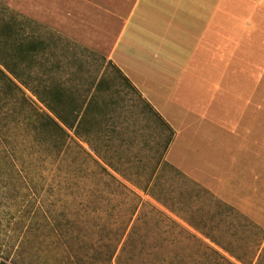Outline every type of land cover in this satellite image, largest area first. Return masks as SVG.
I'll list each match as a JSON object with an SVG mask.
<instances>
[{"label": "rangeland", "instance_id": "obj_1", "mask_svg": "<svg viewBox=\"0 0 264 264\" xmlns=\"http://www.w3.org/2000/svg\"><path fill=\"white\" fill-rule=\"evenodd\" d=\"M133 1L0 0V24H12L18 38L43 43L30 68L19 70L32 88L61 84L82 99L93 93L98 79L104 80L102 92L97 93L98 103L104 104L97 113L99 133L94 142L116 164H129L124 165L126 172L144 173L156 166L169 131L107 60ZM135 20L136 16L129 29ZM227 23L226 54H213L210 73L206 68L204 75L195 74L211 77L199 88L211 91L212 99L191 102L192 108L205 109V116L197 115L198 108L188 115V104L178 109L163 102L169 112L164 118L146 101L173 131L164 155L171 167L160 171L155 194L200 233L229 246L244 263L253 264L255 256V264H264V249L256 255L264 235L258 224H264V37L257 35L255 40V16H228ZM122 48L123 41L118 51ZM188 130L193 135L190 143ZM21 138L17 132L8 143L4 140L5 155L22 170L23 179L0 176V264H116L115 256L110 258L114 228L94 220L71 227L62 220L51 226L52 195L47 192L51 166L44 155L36 158L30 136ZM83 146L90 151L87 144ZM70 151L67 164L84 162L77 148ZM138 249L128 246L131 252L122 256L120 264H158L153 255L140 254ZM198 252L192 246L185 254L199 257ZM175 253L174 264H181L184 255L179 249ZM212 255L205 252L200 257L205 264H226L210 261Z\"/></svg>", "mask_w": 264, "mask_h": 264}, {"label": "trees", "instance_id": "obj_2", "mask_svg": "<svg viewBox=\"0 0 264 264\" xmlns=\"http://www.w3.org/2000/svg\"><path fill=\"white\" fill-rule=\"evenodd\" d=\"M43 46L39 40L18 38L12 24H0V176L5 173L7 178L23 179L22 170L5 155V146L16 138L17 132L23 140L30 136L37 149L33 151L36 158L44 155L43 159L51 166L47 192L52 195L48 211L53 228L62 220L69 227L76 222L84 224L94 220L114 228L115 233L110 236L115 240L110 258L115 256L116 264L131 252L127 251L128 246L139 247L140 254L153 255L158 264H174L176 249L184 255L179 261L181 264H205L200 257L205 252L213 254L208 258L210 261L213 258L226 264H246L232 254L229 246L200 233L197 226L178 217L155 194L160 171L171 167L164 155L173 131L151 105L142 98L150 114L169 131L162 155L150 172H126L124 165L129 164L125 161L116 164L112 156L102 153L94 142L99 133L97 113L104 104L98 103L100 95H97L102 92V78L96 81L93 93L82 99L67 92L61 84H41L35 89L22 78L24 74L19 70L23 67L28 70ZM119 73L127 85L135 89ZM23 88L35 96L41 106L27 96ZM73 147L84 155V162L66 163ZM192 246L199 250L196 253L199 257L185 254Z\"/></svg>", "mask_w": 264, "mask_h": 264}, {"label": "crops", "instance_id": "obj_3", "mask_svg": "<svg viewBox=\"0 0 264 264\" xmlns=\"http://www.w3.org/2000/svg\"><path fill=\"white\" fill-rule=\"evenodd\" d=\"M228 16H255V40L257 35L264 37V0H134L107 60L162 117L169 116L167 103L163 102H172L178 109L188 104V115L200 110L197 115L205 116V109L196 105L192 108L191 102L212 99L211 91L206 93L199 88L210 83L211 77L195 74L199 71L204 75L206 68L210 73L213 54H226ZM121 41L123 48L118 51ZM176 125L172 120V126ZM176 130L182 132L181 128ZM187 132L190 143L193 135ZM190 150L188 144V153ZM258 224L264 232V224ZM263 249L264 235L257 249L258 257Z\"/></svg>", "mask_w": 264, "mask_h": 264}]
</instances>
